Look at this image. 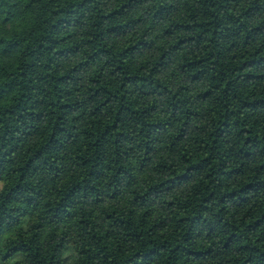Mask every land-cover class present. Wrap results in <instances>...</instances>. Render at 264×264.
Returning <instances> with one entry per match:
<instances>
[{
  "label": "trees",
  "instance_id": "1",
  "mask_svg": "<svg viewBox=\"0 0 264 264\" xmlns=\"http://www.w3.org/2000/svg\"><path fill=\"white\" fill-rule=\"evenodd\" d=\"M0 264H264V0H0Z\"/></svg>",
  "mask_w": 264,
  "mask_h": 264
}]
</instances>
